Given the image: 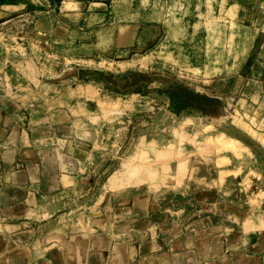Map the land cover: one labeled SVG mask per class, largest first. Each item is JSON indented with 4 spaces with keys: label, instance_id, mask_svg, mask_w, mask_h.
Here are the masks:
<instances>
[{
    "label": "crops",
    "instance_id": "crops-1",
    "mask_svg": "<svg viewBox=\"0 0 264 264\" xmlns=\"http://www.w3.org/2000/svg\"><path fill=\"white\" fill-rule=\"evenodd\" d=\"M217 5L253 37L217 82L233 131H149L143 95L82 79ZM0 264H264V0H0Z\"/></svg>",
    "mask_w": 264,
    "mask_h": 264
},
{
    "label": "rangeland",
    "instance_id": "rangeland-1",
    "mask_svg": "<svg viewBox=\"0 0 264 264\" xmlns=\"http://www.w3.org/2000/svg\"><path fill=\"white\" fill-rule=\"evenodd\" d=\"M217 7L215 16L213 13L214 18L208 21L206 26H202L196 34L193 33L188 24H185L182 27L183 29H176L177 32H181L179 36L173 33L163 36L158 42V52L154 53L155 59L149 65L122 60L113 64L106 63L98 69L123 72L130 68H136L164 79L183 81L199 91L225 99L226 95L219 90L217 82L221 78L237 77L238 73L247 74L251 71V68L247 67L248 65H245V68L243 65L252 58L251 48L249 49V47L253 37L246 34L238 36L239 28L236 22L231 18H222L223 14L220 13L222 7H219V5ZM171 24L174 26L177 21L172 20ZM168 50H176L175 56H169ZM72 54L75 53L70 52V55ZM157 56L160 57L157 58ZM76 62L71 60L69 65H75ZM78 63L86 69H97L89 67V63L82 61H78ZM243 71H246V73H243ZM153 85L164 84L156 81ZM137 102L138 107L142 109L143 116L141 118L147 120L149 131L163 126L169 128L170 126H176L187 116L195 117L197 121L195 123L201 122L202 124L211 125V127L217 124L219 126V123L228 121L230 117V114H228L220 119L217 116H201L197 112L176 114L168 108V99L162 95H156V93L143 95V98L137 100ZM229 123L230 121H228V124L225 123L219 127L233 131V127ZM211 132L215 133L216 130L211 129Z\"/></svg>",
    "mask_w": 264,
    "mask_h": 264
},
{
    "label": "trees",
    "instance_id": "trees-1",
    "mask_svg": "<svg viewBox=\"0 0 264 264\" xmlns=\"http://www.w3.org/2000/svg\"><path fill=\"white\" fill-rule=\"evenodd\" d=\"M82 79L97 82L109 91L124 96L132 93H156L168 99V108L176 113L197 112L201 116L221 115L226 108L222 97L199 91L183 81L164 79L148 71L130 68L123 72L104 69H82ZM165 85L154 86L156 82Z\"/></svg>",
    "mask_w": 264,
    "mask_h": 264
},
{
    "label": "water",
    "instance_id": "water-1",
    "mask_svg": "<svg viewBox=\"0 0 264 264\" xmlns=\"http://www.w3.org/2000/svg\"><path fill=\"white\" fill-rule=\"evenodd\" d=\"M227 116V114H221V115H219V116H217V117H220V119H222V118H224V117H226Z\"/></svg>",
    "mask_w": 264,
    "mask_h": 264
}]
</instances>
